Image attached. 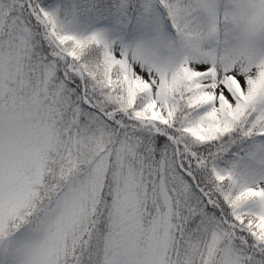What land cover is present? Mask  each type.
I'll return each instance as SVG.
<instances>
[{"label":"snow or ice","instance_id":"6c2138e0","mask_svg":"<svg viewBox=\"0 0 264 264\" xmlns=\"http://www.w3.org/2000/svg\"><path fill=\"white\" fill-rule=\"evenodd\" d=\"M159 4L175 40L122 50L0 0V264H264V145L218 166L264 137V65L205 47L217 0Z\"/></svg>","mask_w":264,"mask_h":264},{"label":"rangeland","instance_id":"374dc122","mask_svg":"<svg viewBox=\"0 0 264 264\" xmlns=\"http://www.w3.org/2000/svg\"><path fill=\"white\" fill-rule=\"evenodd\" d=\"M118 9L111 25L105 26L97 20L95 7L96 3L89 0L86 3L80 0H50V6L46 9L45 3L41 0L40 7L55 15L59 12L65 15L67 27L62 31L65 34L83 38L93 33H99L105 44L113 49L127 50L135 48L137 45L161 47L166 42L175 40V30L171 28L170 20L165 18V11L159 0H144L142 12L136 24L132 36L127 34L128 30V3L129 0H116ZM224 7L223 0H217V10L221 13ZM205 47L215 50L218 54L220 46L215 40L209 41ZM264 145V137H252L250 142L251 150L238 162L240 167L255 163L250 160V153L257 147ZM226 168V166H224Z\"/></svg>","mask_w":264,"mask_h":264},{"label":"clouds","instance_id":"9594fccd","mask_svg":"<svg viewBox=\"0 0 264 264\" xmlns=\"http://www.w3.org/2000/svg\"><path fill=\"white\" fill-rule=\"evenodd\" d=\"M223 3L220 29L222 37L227 33L229 40H222L218 56L237 67L247 62L264 65V0H223ZM56 22L60 31L67 27L65 15L59 12Z\"/></svg>","mask_w":264,"mask_h":264},{"label":"trees","instance_id":"16d2710c","mask_svg":"<svg viewBox=\"0 0 264 264\" xmlns=\"http://www.w3.org/2000/svg\"><path fill=\"white\" fill-rule=\"evenodd\" d=\"M41 0H38L40 4ZM47 9L50 6V0H42ZM67 1V0H64ZM81 2L86 3L89 0H80ZM96 3L95 12L97 20L100 24L109 26L112 24L115 13L117 10V1L116 0H93ZM142 2L143 0H129L128 8V33L133 34L135 26L138 22V18L142 11ZM165 18L168 19L166 11ZM169 20V19H168ZM101 52V48L97 46H92L85 59L98 58ZM251 138H245L241 134L236 133L235 135L230 136L229 140L224 144V151L220 160L218 161L219 167H229L232 163L240 161L250 148Z\"/></svg>","mask_w":264,"mask_h":264}]
</instances>
